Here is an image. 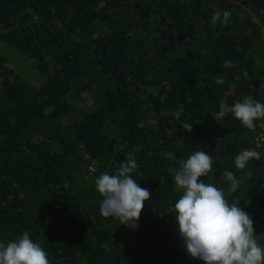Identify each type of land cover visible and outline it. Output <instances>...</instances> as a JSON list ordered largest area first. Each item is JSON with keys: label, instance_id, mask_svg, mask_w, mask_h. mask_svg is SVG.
Here are the masks:
<instances>
[{"label": "trees", "instance_id": "16d2710c", "mask_svg": "<svg viewBox=\"0 0 264 264\" xmlns=\"http://www.w3.org/2000/svg\"><path fill=\"white\" fill-rule=\"evenodd\" d=\"M249 95L264 103V0H0V243L27 231L49 264H205L179 233L174 181L203 151L201 179L250 216L264 248V118L253 130L211 116ZM246 149L260 158L238 169ZM129 157L151 192L135 228L100 214L95 186Z\"/></svg>", "mask_w": 264, "mask_h": 264}, {"label": "clouds", "instance_id": "9594fccd", "mask_svg": "<svg viewBox=\"0 0 264 264\" xmlns=\"http://www.w3.org/2000/svg\"><path fill=\"white\" fill-rule=\"evenodd\" d=\"M221 16L226 24L231 13L214 12L212 23ZM231 66H234L232 61H225V67ZM229 113L254 130V121L264 118V103L251 95L232 106L221 100L219 111L211 116L219 121ZM182 128L191 132L192 124L184 123ZM253 157L259 159L260 153L243 150L235 158V166L243 169ZM212 163L210 155L196 151L186 161H180L181 167L175 171V184L183 190L175 203V216L187 253L205 264H264V248L257 242L253 220L240 206L229 204L222 190L201 179L209 177ZM136 168L135 158L129 157L116 174L105 172L95 180L96 189L103 197L100 214L118 218L122 225L131 228L137 227L145 201L151 198V192L141 188L130 175ZM224 176L230 181L229 191L235 192L239 184L234 174L226 171ZM0 264H49V260L44 249L26 231L17 241L6 246L0 243Z\"/></svg>", "mask_w": 264, "mask_h": 264}, {"label": "rangeland", "instance_id": "374dc122", "mask_svg": "<svg viewBox=\"0 0 264 264\" xmlns=\"http://www.w3.org/2000/svg\"><path fill=\"white\" fill-rule=\"evenodd\" d=\"M6 54L13 60L12 65L14 68H17L19 71L24 72L25 74L29 75L31 78H35V72L32 70V66L30 65L27 58L24 57L23 54L13 50L7 49ZM95 168L93 167L90 171H94Z\"/></svg>", "mask_w": 264, "mask_h": 264}, {"label": "built area", "instance_id": "2783aa9c", "mask_svg": "<svg viewBox=\"0 0 264 264\" xmlns=\"http://www.w3.org/2000/svg\"><path fill=\"white\" fill-rule=\"evenodd\" d=\"M255 146L261 150L264 156V123L261 125L258 135L255 138Z\"/></svg>", "mask_w": 264, "mask_h": 264}]
</instances>
